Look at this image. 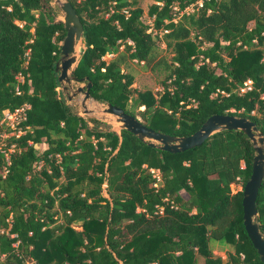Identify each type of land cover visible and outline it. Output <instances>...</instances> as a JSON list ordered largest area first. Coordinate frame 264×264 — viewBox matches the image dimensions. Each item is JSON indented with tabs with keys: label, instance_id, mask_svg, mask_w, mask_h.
I'll list each match as a JSON object with an SVG mask.
<instances>
[{
	"label": "trees",
	"instance_id": "obj_1",
	"mask_svg": "<svg viewBox=\"0 0 264 264\" xmlns=\"http://www.w3.org/2000/svg\"><path fill=\"white\" fill-rule=\"evenodd\" d=\"M66 1L83 27L73 74L93 100L169 135L232 114L264 136V0H154L149 23L139 0ZM64 34L50 0H0V116L27 106L0 145V264H262L231 191L249 175V139L223 130L168 152L79 115L54 71ZM133 61L162 72L160 92L131 87ZM255 207L264 239V176ZM213 243L230 246L224 260Z\"/></svg>",
	"mask_w": 264,
	"mask_h": 264
},
{
	"label": "water",
	"instance_id": "obj_2",
	"mask_svg": "<svg viewBox=\"0 0 264 264\" xmlns=\"http://www.w3.org/2000/svg\"><path fill=\"white\" fill-rule=\"evenodd\" d=\"M50 4L60 11L59 19L65 31L59 46V57L54 64L59 90L64 95L65 102H74L73 100L78 94L82 95L78 102L82 114L105 124L115 125L117 133L125 130L142 143L168 152H182L191 149L200 145L212 134L223 130H239L249 139L254 153L249 175L241 187V223L260 262L264 264V239L257 222L255 207L256 195L264 176V136L257 130L254 122L246 117L232 114H212L191 134L174 136L147 127L135 115L124 112L120 107L93 100L88 92L89 81L72 88V83L83 82L82 78H77L73 74V68L82 51L83 27L69 1L50 0ZM88 100L95 101L96 105L91 107L87 104ZM109 128L114 130L112 127ZM104 186L105 184L103 188Z\"/></svg>",
	"mask_w": 264,
	"mask_h": 264
},
{
	"label": "rangeland",
	"instance_id": "obj_3",
	"mask_svg": "<svg viewBox=\"0 0 264 264\" xmlns=\"http://www.w3.org/2000/svg\"><path fill=\"white\" fill-rule=\"evenodd\" d=\"M153 2H154V0H139V2H138L139 6L143 10L144 19L148 23L150 22V19L145 16V12H146L147 6ZM53 8L55 9V11L57 13V18L59 19L61 17L60 11H58V9L54 6H53ZM192 10H193V7L191 5H189V7L187 8L186 11L190 12ZM179 14L180 13H178L175 17H173L174 21L179 19ZM162 32H165V31H158L157 36L161 37ZM152 33L155 34L156 32L153 31ZM156 54L158 56H163L165 58H169L171 55V53L169 52L168 49L165 48L163 43L158 44V49L156 50ZM110 57H111L110 55L105 54L102 58L104 60H108ZM130 72L132 73V75L134 77V80H133L131 87H134L137 90L148 89L154 94L161 91V86L159 84L160 80L162 78V75H163L161 71L157 70V71L153 72V71H149L148 69H143L142 62H134L133 61V62H130ZM83 84H84L83 82L82 83H72V88H74L75 86H78V85H83ZM81 97H82V95L78 94L74 98V100H73L74 102H67V101L66 102L72 108V110L77 112L79 115L87 118L86 115H84L80 112V107L78 105V102L80 101ZM87 104L90 105L91 107H94L96 105L95 101L93 102L92 100H88ZM139 110L142 111L143 106L140 107ZM135 116L138 118V120L140 122H142V123L145 122V116L141 115L137 110L135 111ZM107 125L109 127H112L114 130H117V127L115 125H113V126H111L109 124H107ZM9 127L4 128V129H9V132H7L5 134L2 133L0 135V145L2 143V139L5 136L10 135V133L12 132V128L11 127L9 128ZM240 188H241L240 185H234V186H231V191H235V190H238ZM230 250H231L230 246H221V245H218L217 243H213L211 251H212L213 255H217L221 259L224 260L225 259V253L230 251ZM199 262H201V259H199Z\"/></svg>",
	"mask_w": 264,
	"mask_h": 264
},
{
	"label": "built area",
	"instance_id": "obj_4",
	"mask_svg": "<svg viewBox=\"0 0 264 264\" xmlns=\"http://www.w3.org/2000/svg\"><path fill=\"white\" fill-rule=\"evenodd\" d=\"M199 3L200 2H198V4ZM188 7L189 6L185 7L182 11L187 12L186 10ZM182 11H180L179 13H181ZM18 79L20 80V77H18ZM249 88H250V81L246 80L245 82H243V86L239 88V91L243 92L244 90L249 89ZM25 107H27V106L16 108L13 111L4 110L1 112L0 124L2 123L4 127L10 126L12 128V132L10 133V135L14 134L15 136H17L22 132L19 128H17V124L24 117L23 111H24ZM5 161H6V163H8L6 155H5ZM149 171L153 174V176H155L157 178V171L156 170L149 169ZM160 210H161V207H159V212H161Z\"/></svg>",
	"mask_w": 264,
	"mask_h": 264
}]
</instances>
